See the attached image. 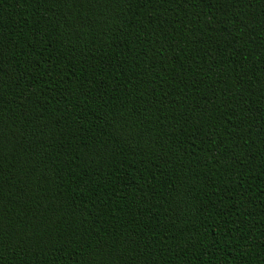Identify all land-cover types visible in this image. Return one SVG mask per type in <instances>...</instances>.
<instances>
[{
	"label": "trees",
	"instance_id": "16d2710c",
	"mask_svg": "<svg viewBox=\"0 0 264 264\" xmlns=\"http://www.w3.org/2000/svg\"><path fill=\"white\" fill-rule=\"evenodd\" d=\"M0 264H264V0H0Z\"/></svg>",
	"mask_w": 264,
	"mask_h": 264
}]
</instances>
